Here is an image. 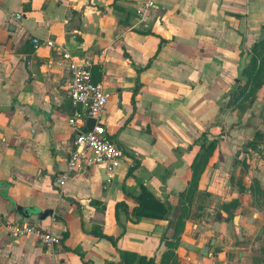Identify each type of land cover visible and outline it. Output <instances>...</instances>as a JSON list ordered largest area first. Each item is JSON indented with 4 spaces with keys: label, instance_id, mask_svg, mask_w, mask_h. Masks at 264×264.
<instances>
[{
    "label": "crops",
    "instance_id": "obj_1",
    "mask_svg": "<svg viewBox=\"0 0 264 264\" xmlns=\"http://www.w3.org/2000/svg\"><path fill=\"white\" fill-rule=\"evenodd\" d=\"M0 1V215L63 237L48 247L0 227V264H122L121 251L160 261L170 220L136 221V195L146 187L174 209L204 136L220 144L175 259L264 264V86L250 105L235 102L264 37V0H155L147 9V0ZM33 37L92 61L94 81L112 94L107 137L128 154L72 173L63 188L56 178L75 138L70 72L56 49L35 48ZM257 133L256 151L248 145Z\"/></svg>",
    "mask_w": 264,
    "mask_h": 264
},
{
    "label": "built area",
    "instance_id": "obj_2",
    "mask_svg": "<svg viewBox=\"0 0 264 264\" xmlns=\"http://www.w3.org/2000/svg\"><path fill=\"white\" fill-rule=\"evenodd\" d=\"M2 7L0 1V8ZM157 7L155 0H147L144 8ZM139 10L138 14L143 15ZM15 17L22 21L23 13L15 14ZM33 45L38 48L47 45L60 53L62 60L70 72V95L73 104V112L68 118V123L75 131L74 146L70 153L67 168L61 172L56 183L63 188L72 173L88 165H98L110 163L118 164L127 158L126 150L112 139L107 137L106 127L103 117L107 104L112 96L103 83L93 79V63L88 58H82L62 44H57L53 39H43L33 37ZM89 119H95L96 124L93 129H88ZM134 157H139V153H134ZM114 175L109 173L104 188L113 183ZM0 227L4 228L8 235L15 238L33 237L40 243L48 247L61 245L63 237L32 222L14 221L0 215Z\"/></svg>",
    "mask_w": 264,
    "mask_h": 264
},
{
    "label": "trees",
    "instance_id": "obj_3",
    "mask_svg": "<svg viewBox=\"0 0 264 264\" xmlns=\"http://www.w3.org/2000/svg\"><path fill=\"white\" fill-rule=\"evenodd\" d=\"M243 75L247 78L240 88L235 102L241 106L250 105L257 98L259 90L264 86V37L260 38L252 47V58L243 68ZM262 135L257 133L255 141L249 142L248 147L260 150L259 145ZM220 144V138L208 139L203 137L201 151L197 154L191 165V178L189 187L179 193V202L173 209L170 203L155 196L148 188L143 187L136 195L138 205L133 210L132 216L136 221L142 218L169 219L173 237L167 244V251L160 261L148 258L134 252L121 251L122 264H178L175 259L174 248L179 242L180 234L185 229L187 218L190 217V208L199 190V181L205 171L210 158Z\"/></svg>",
    "mask_w": 264,
    "mask_h": 264
},
{
    "label": "water",
    "instance_id": "obj_4",
    "mask_svg": "<svg viewBox=\"0 0 264 264\" xmlns=\"http://www.w3.org/2000/svg\"><path fill=\"white\" fill-rule=\"evenodd\" d=\"M95 124H96V120L95 119H89V122L87 124V128H85L84 130L87 131L88 129H93ZM52 212L53 211L51 209H47L43 213L40 214V218L41 219H45L50 214H52ZM208 251H209V245H205L203 247L202 254L203 255H208Z\"/></svg>",
    "mask_w": 264,
    "mask_h": 264
},
{
    "label": "rangeland",
    "instance_id": "obj_5",
    "mask_svg": "<svg viewBox=\"0 0 264 264\" xmlns=\"http://www.w3.org/2000/svg\"><path fill=\"white\" fill-rule=\"evenodd\" d=\"M191 212H192V210H190V213H189V214H190V216H191ZM194 214H195V213H194ZM196 214H197V213H196ZM196 214H195V215H196Z\"/></svg>",
    "mask_w": 264,
    "mask_h": 264
}]
</instances>
